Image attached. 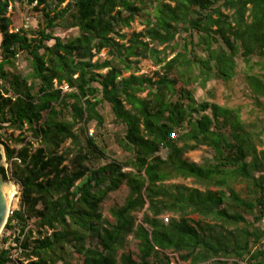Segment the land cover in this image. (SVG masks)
Masks as SVG:
<instances>
[{"label": "trees", "instance_id": "obj_1", "mask_svg": "<svg viewBox=\"0 0 264 264\" xmlns=\"http://www.w3.org/2000/svg\"><path fill=\"white\" fill-rule=\"evenodd\" d=\"M22 1L42 26L11 28L9 3ZM64 1L0 0L1 172L19 191L0 264H170V254L175 264H264V0ZM147 6L144 27L120 33ZM59 25L77 34L54 35ZM20 53L24 75L12 70ZM236 56L262 113L252 120L238 106L197 102L189 87L230 80ZM141 59L158 66L153 76L136 73ZM101 102L121 126V160L86 133L103 123ZM200 146L211 156L184 157ZM121 184L127 193L109 221L100 203ZM127 235L137 251L118 255Z\"/></svg>", "mask_w": 264, "mask_h": 264}, {"label": "rangeland", "instance_id": "obj_2", "mask_svg": "<svg viewBox=\"0 0 264 264\" xmlns=\"http://www.w3.org/2000/svg\"><path fill=\"white\" fill-rule=\"evenodd\" d=\"M66 1L67 0H65L61 4V6H63L66 3ZM149 12H150V8L147 6L146 9H144V11L142 12V14L137 16L130 23L129 26L121 27L120 33L124 34L125 37H128L131 31L141 30L144 27L147 18L149 17ZM7 15H9L12 20L11 28L24 27L33 30L42 26L43 24L42 16L40 12L33 11L31 9V5H28L25 1L10 2L7 8ZM53 34L61 38H67L77 34V30L75 28L65 29L61 25H59L54 28ZM198 53L200 54V51ZM170 56L171 54L168 55V57ZM105 57H106L105 50H102L98 54H96L93 57V59L97 58L98 60H103ZM235 60H236V74L230 80L223 81L219 79H212L206 83V86L203 89L200 88L196 83L191 84L189 87L192 89L194 99L197 102H200L202 100H209L227 107L238 106L240 108L241 118L246 120L248 119L252 120L255 115L262 116V113L260 108L254 103L252 94L245 83L244 71L246 70V66L244 62L242 61L240 56H236ZM257 60L258 57L256 56H253L250 59V64L253 66V71L258 70V68L255 66ZM6 69L11 71V68L6 67ZM137 69H138L136 72L137 74L143 73L146 74L147 76H153V72L158 69V66L154 65L148 59H141L137 64ZM12 70L16 73L23 75L27 73L29 67H28V61L26 60V56L24 54L20 53L16 57V60L14 62V69ZM127 74L128 72H123L122 76H125ZM0 85L6 86V82L0 80ZM62 87L64 91L67 90L64 85ZM144 94L145 91L139 93L140 96H144ZM258 100L262 101L263 102L262 104H264V99L259 97ZM97 110L103 118V123L101 126H99L95 121H91L87 126L88 130L89 129L92 130L93 132L92 136H95L97 141L105 143L106 145L105 148L109 155L119 160L123 159L125 155L114 141L115 133L121 132V126L114 122L113 116L111 114V111L107 103L101 102L98 105ZM88 130L86 131L87 134H88ZM3 131H5V134L7 135L11 131V129H6V130L4 129ZM17 132H18L17 130H13V136H15ZM4 141L7 142L9 146H14L11 140L4 139ZM67 145H68V141H66L63 144V147H66ZM160 154L161 156H164L165 150L162 149L160 151ZM210 156H211V152L205 146H200L199 148L188 151L184 154L185 158L194 161L196 163H201L204 158ZM0 158H3L5 162V166L2 165V167L7 168L8 164L4 157V148L1 143H0ZM124 169L126 170V168ZM9 182L13 186V192L10 197V204L8 209L10 212L12 209L18 207L19 191H18V186L16 184H13L11 181ZM166 182L184 184L187 186L199 188L201 190L205 189L204 185L194 182L191 178L188 179L173 178L167 180ZM208 188L215 189L212 187H208ZM126 193H127V189L124 184H121L118 189L109 192L107 196L103 199V201L100 203V212L102 216H104L109 221H111V217L109 215V208L121 204L125 198ZM141 214L142 211L134 212L137 221L141 218ZM170 215H171L170 213H164L161 215V217L168 218ZM262 227H264V220L262 222ZM3 232L4 231L2 227V229L0 230V237L3 235ZM123 250L135 253L137 251V239H135L132 235H127L123 248L119 249L117 254L119 255L120 252ZM13 256L19 259H23L20 256L19 249L13 250ZM176 260H177L176 255L170 254V264H174Z\"/></svg>", "mask_w": 264, "mask_h": 264}, {"label": "water", "instance_id": "obj_3", "mask_svg": "<svg viewBox=\"0 0 264 264\" xmlns=\"http://www.w3.org/2000/svg\"><path fill=\"white\" fill-rule=\"evenodd\" d=\"M5 166L3 158H0V230L4 226L9 210L8 203L11 195V184L4 178L3 173L1 172V167Z\"/></svg>", "mask_w": 264, "mask_h": 264}, {"label": "built area", "instance_id": "obj_4", "mask_svg": "<svg viewBox=\"0 0 264 264\" xmlns=\"http://www.w3.org/2000/svg\"><path fill=\"white\" fill-rule=\"evenodd\" d=\"M92 133H93L92 130L89 129V130H88V135H89V136H92ZM164 219H166V218H164ZM174 264H175V262H174Z\"/></svg>", "mask_w": 264, "mask_h": 264}, {"label": "bare ground", "instance_id": "obj_5", "mask_svg": "<svg viewBox=\"0 0 264 264\" xmlns=\"http://www.w3.org/2000/svg\"><path fill=\"white\" fill-rule=\"evenodd\" d=\"M11 188H12V190H11V194H12V192H13V186H12V184H11ZM10 197H11V195H10ZM9 204H10V199H9V203H8V209H9Z\"/></svg>", "mask_w": 264, "mask_h": 264}]
</instances>
